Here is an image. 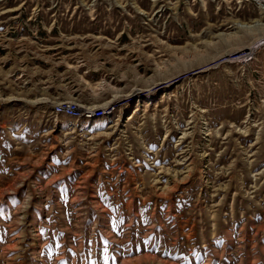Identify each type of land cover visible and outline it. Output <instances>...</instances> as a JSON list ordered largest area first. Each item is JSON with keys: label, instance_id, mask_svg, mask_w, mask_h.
Here are the masks:
<instances>
[{"label": "rangeland", "instance_id": "1", "mask_svg": "<svg viewBox=\"0 0 264 264\" xmlns=\"http://www.w3.org/2000/svg\"><path fill=\"white\" fill-rule=\"evenodd\" d=\"M261 1L0 0V264H264Z\"/></svg>", "mask_w": 264, "mask_h": 264}, {"label": "bare ground", "instance_id": "2", "mask_svg": "<svg viewBox=\"0 0 264 264\" xmlns=\"http://www.w3.org/2000/svg\"><path fill=\"white\" fill-rule=\"evenodd\" d=\"M263 1V0H262ZM261 1V2H262ZM263 10H264V7H263ZM264 14V13H263ZM246 26V25H245ZM245 26H242V27H240L239 26V30L242 32V34H251V35H253V34H256L257 33V35L255 36V37H253V39H252V41L249 43V44H246V45H242V46H236V47H234V46H232L231 47V44H227V45H224L226 42H228V39H230V38H225L224 36H222V37H220V40H221V42H222V44L225 46V50L223 51V54H222V57L223 58H225V57H228V56H231V55H233V54H236V53H239V52H246V51H250V52H253V50L256 48V47H258V46H260V45H262V43L264 42V24H261L260 22L259 23H256V25L255 26H253V27H245ZM237 36H235V38H236ZM234 38V37H233ZM237 39H239V38H236V40ZM219 40V41H220ZM231 41H232V38H231ZM243 41V40H242ZM235 42V41H234ZM237 42V41H236ZM242 43V42H241ZM240 43V44H241ZM234 44V43H233ZM239 44V45H240ZM237 45V44H236ZM231 47V48H230ZM198 52V51H197ZM154 85H157L158 86V84L157 83H155V84H153V85H150V86H154ZM137 93V92H136ZM121 98H123V95H121V94H117L116 96H114V100L116 101V99L117 100H120ZM75 106V102H73L72 100H70V101H67V102H65V103H59V104H56V106L58 107V108H60V109H63V110H68V111H70V110H72L73 111V108L71 107V106ZM103 106H105V105H103ZM107 106V105H106ZM76 108L78 109V110H80L82 113H84V114H88L87 116L88 117H90L89 115L90 114H92V113H90V112H87V113H85V111H82L81 110V108H83V106H81V105H76ZM90 109V108H89ZM58 110V109H57ZM96 110V109H95ZM93 111V110H92Z\"/></svg>", "mask_w": 264, "mask_h": 264}]
</instances>
